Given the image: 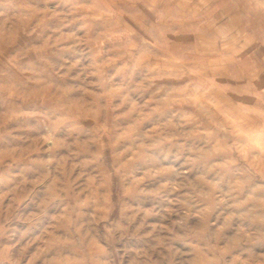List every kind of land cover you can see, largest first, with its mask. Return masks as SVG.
Masks as SVG:
<instances>
[{
    "label": "rangeland",
    "instance_id": "obj_1",
    "mask_svg": "<svg viewBox=\"0 0 264 264\" xmlns=\"http://www.w3.org/2000/svg\"><path fill=\"white\" fill-rule=\"evenodd\" d=\"M263 16L0 0V264H264Z\"/></svg>",
    "mask_w": 264,
    "mask_h": 264
},
{
    "label": "crops",
    "instance_id": "obj_2",
    "mask_svg": "<svg viewBox=\"0 0 264 264\" xmlns=\"http://www.w3.org/2000/svg\"><path fill=\"white\" fill-rule=\"evenodd\" d=\"M247 28H252L255 33L262 34L257 36L258 39L253 40L256 45L254 49L252 48L253 58L249 59L247 63L258 73L259 80H256L258 81L256 84L264 90V18L262 20L257 18V20L249 21Z\"/></svg>",
    "mask_w": 264,
    "mask_h": 264
}]
</instances>
